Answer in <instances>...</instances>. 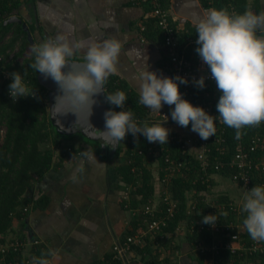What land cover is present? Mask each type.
<instances>
[{
  "label": "trees",
  "instance_id": "16d2710c",
  "mask_svg": "<svg viewBox=\"0 0 264 264\" xmlns=\"http://www.w3.org/2000/svg\"><path fill=\"white\" fill-rule=\"evenodd\" d=\"M29 0L27 2H31ZM207 1V0H203ZM209 1V0H208ZM27 2L19 0H0V55H2V61L0 62V74L7 70L10 73L20 72L22 75L27 71V75L23 77L27 86L31 89H35L36 96L20 97L15 102L8 99L6 96V90L9 89L12 79L0 84V128L4 129L3 136L0 135V264H33L34 258L39 259L43 254L48 253V248L40 242L35 236L26 238L24 236L15 237L7 240L5 238L12 229V224L17 221L24 226L26 217L29 211L34 206H39L41 196L35 197L34 184L43 177L53 166L54 150L53 147L59 146L62 141H71L74 137L80 139L83 144H89L91 150L100 151V144L97 141L88 139L79 133L73 135L59 134L56 128L52 125L49 118L48 107V91L45 87L39 84L37 80L38 72L32 70L29 65L34 62V54L31 51L29 58L24 57V53L28 47H32L37 42L35 38L36 31L40 32L41 29L34 20H22V16L19 15V11L22 6H25ZM150 3V1H148ZM165 9H168L166 0H160ZM131 6L145 9L146 14L149 16L146 22H144V30L140 31L144 36V40L152 41L157 44H163L165 36L161 29L155 25L156 19L149 15L151 6L144 4ZM215 9H227L229 12L233 9L235 13L242 14L249 6L246 0H213ZM207 8V3H205ZM254 13H260V6L257 2H253L251 6ZM18 18L19 21L6 22L10 17ZM21 16V17H20ZM171 28L174 35L177 37L182 50L186 51L189 56L192 51L196 52L197 45L189 46L190 48H184L188 38H195L196 32H192L190 35L183 31H178L175 21L170 15L169 19ZM37 26H36V24ZM23 24L27 28V32L32 36L33 45L28 40L27 32L23 27ZM44 41H42L43 43ZM10 55H12L11 58ZM168 59V58H167ZM72 61H84L83 57H76ZM211 85V84H210ZM104 91L107 94H114L117 91H124L127 96V101L124 108H119L111 105L107 102L109 110L123 111L130 110L133 113V118L137 121L138 125H143L145 122L149 126L153 124H163L164 127H171L176 122L174 120L169 123H151L150 119L153 114L150 109L139 103V94L132 90L124 79H121L118 75L110 76L107 80ZM205 91L213 93V86L204 89L192 90V103H209L208 99L204 98ZM105 93V96H106ZM206 100V101H205ZM218 101L211 102L212 107L217 105ZM168 112V111H166ZM218 111L216 115H218ZM216 123V122H215ZM191 128V123L188 126ZM183 128V127H182ZM187 128V127H186ZM217 132L214 136H219L225 140V145L228 146L226 155H219L220 162L223 167L216 171L213 162V156L216 157L215 148L222 146L218 145L214 136L207 140L208 148L210 151L209 168L207 174L203 175L199 173V164L195 158V154H185L184 158L178 148V142L175 140L168 141L164 145L159 142L152 144L147 139L139 134L137 137H132L131 133L127 134L124 141L118 143V146L112 156L108 153H104L101 156L104 159H108L112 163V167L120 178L121 188L123 187L124 195L120 198V203L123 208H130L134 210L132 228L130 235H133L139 226H142V220L145 217L143 213V207L146 204L152 205L153 208L159 209L162 214L166 212V205L164 198L168 197L169 201L176 202L177 206L174 208L173 219L168 223V227L165 229L166 240L164 246L173 252L174 257L177 259L180 255V250L176 245L178 238L188 239L193 242V246L200 241L204 246H209L212 241L211 234L205 230L198 232L197 228H193L194 231L190 232V229L197 221H202L205 212L209 209V205H205L203 200L205 195L211 190V185L214 183H220V179L232 180V177L237 173V169L229 164L230 156L233 153L234 146L238 139L235 136V130L222 124L217 125ZM170 130V129H169ZM171 131H169L170 134ZM243 135L241 136L245 143L249 141V138L255 133H264V123L259 127H248L242 129ZM51 143L50 146H41L47 143ZM82 143H80L82 145ZM104 146H108L104 141ZM83 146V145H82ZM80 147H76L72 144H68L62 147V150L57 156L60 159L65 154L79 155L83 151ZM139 151L141 153H139ZM78 154V155H77ZM100 154V153H99ZM168 154L176 161L182 160L185 163L187 170H184V177L164 179V161L163 157ZM80 156V155H79ZM110 157V159L108 158ZM59 159V160H60ZM121 160V162H119ZM181 160V161H182ZM157 163V175L151 171V164ZM54 167V166H53ZM193 180L196 182L193 183ZM206 180L202 183V181ZM218 180V181H216ZM156 181L159 186V192L156 191L154 186ZM155 182V183H156ZM232 183V182H231ZM233 184V183H232ZM236 189L240 187L235 186ZM189 191L194 192L195 199H191L187 196ZM226 192V190H222ZM159 196L156 197V193ZM31 193V195H30ZM240 197L245 196V192ZM244 195V196H243ZM198 200L196 208L191 210L190 214L187 211L190 210V203L192 200ZM230 196L229 193H223L215 198H210L209 202L216 205V208L224 206L225 210H216L214 213L217 215L219 223H223L224 219L222 214L230 210L228 215L230 220L234 213L231 211V204H236L237 199ZM201 210V212H200ZM222 213V214H221ZM246 213H242L241 220L246 218ZM204 224V223H203ZM181 226L183 230L176 231L177 226ZM206 226V224H204ZM249 235V234H248ZM20 242V249L14 247V243ZM264 243V242H261ZM3 246V247H2ZM4 248L5 252H2ZM135 249V248H134ZM133 249V250H134ZM141 249V248H140ZM133 250H131L127 256L133 257ZM143 252V251H142ZM141 254V252L139 251ZM237 254H230L228 251H222L220 257L224 259L225 264H239V258ZM210 253L201 254L198 256L199 264L202 261L208 259ZM44 259L49 260L50 255H44ZM112 253L107 255L102 264H122L121 261H113ZM259 264H264V254H259L256 258ZM157 259L150 260L149 264H154ZM223 264V263H222Z\"/></svg>",
  "mask_w": 264,
  "mask_h": 264
},
{
  "label": "clouds",
  "instance_id": "9594fccd",
  "mask_svg": "<svg viewBox=\"0 0 264 264\" xmlns=\"http://www.w3.org/2000/svg\"><path fill=\"white\" fill-rule=\"evenodd\" d=\"M195 29L198 37L195 51L209 68L211 79L220 92L216 105L218 118L234 129L236 139H240L242 129L259 127L264 123V12L237 14L227 9L212 8L198 20ZM122 47L121 40L115 37L88 43L83 37L73 39L63 33L32 47L34 62L29 67L45 80L51 78L62 93L52 106L55 116L73 112L80 119L81 113H86L90 120L93 106L97 103L94 97L106 93L104 86L110 76L119 75ZM77 53L86 63L65 71ZM144 57L137 73L139 103L152 113H161L165 104L175 105L171 118L179 126L188 127L191 123V131L205 141L214 136L217 117L182 98L180 84H188V79L160 76L149 70L148 57ZM26 75L27 71L23 75L20 72L10 74L9 93L14 102L20 97L36 96L35 89L29 88L23 79ZM207 78H193V82L198 89H204ZM105 99L113 106L124 108L127 96L124 91H117L106 93ZM104 116L105 126L100 138L111 144L112 149H116V145L129 133L134 136L142 134L150 143H168V128L163 124L149 126L147 122L138 125L130 110H108ZM79 155L89 162L96 159L90 149ZM244 201L242 211L247 215L243 225L253 241L264 242V186L256 185L248 190ZM217 221V215H207L201 222L215 226ZM44 255L54 256L55 252L49 250L41 258H34L33 264H48Z\"/></svg>",
  "mask_w": 264,
  "mask_h": 264
},
{
  "label": "crops",
  "instance_id": "0c3cea01",
  "mask_svg": "<svg viewBox=\"0 0 264 264\" xmlns=\"http://www.w3.org/2000/svg\"><path fill=\"white\" fill-rule=\"evenodd\" d=\"M246 1L249 6L245 11L253 12L251 6L255 1L259 12H264V0ZM166 4L178 31L186 30L190 35L196 32L198 20L214 8L213 0H166ZM146 12L131 6L130 0H32L22 6L19 15L22 20L37 21L41 31H36L35 38L39 43L61 33L73 39L83 37L88 43L113 37L121 40L118 76L139 94L137 73L143 56L148 57L150 71L171 77L164 45L142 40L145 38L141 27L149 17ZM76 57L83 56L77 53L72 59ZM174 106L165 104L161 111L169 112ZM91 152L96 157L93 162L78 154L53 157L54 167L34 184L32 195L41 196L42 201L31 208L24 226L17 221L12 224L5 236L7 240L35 236L55 252L48 264H102L111 254L113 242L130 235L134 210L121 206L124 190L120 178L112 163L101 157V148ZM240 196L237 194L239 200L243 198ZM176 242L180 250L178 264H199L198 256L202 253L192 241L178 238ZM133 254L127 264H149L150 259L164 257L153 240L144 248H135Z\"/></svg>",
  "mask_w": 264,
  "mask_h": 264
},
{
  "label": "built area",
  "instance_id": "2783aa9c",
  "mask_svg": "<svg viewBox=\"0 0 264 264\" xmlns=\"http://www.w3.org/2000/svg\"><path fill=\"white\" fill-rule=\"evenodd\" d=\"M22 2H27L29 0H19ZM133 5H147L151 6L149 15L153 16L156 19L155 25L161 29L165 36L164 47L166 48V54L169 63V69L171 77L174 78L176 76L185 77L188 79V84H180V92L182 93V98L190 101L192 103V90L195 89L196 85L193 82V78L199 79L201 76H207L206 79V87L213 86V93L205 91L204 98L208 99L209 103L196 102L192 103L194 106L203 107L209 114L217 117L216 124L222 125L220 122L218 115H216L217 110H215L214 106L212 107L211 102L215 100H219L220 92L218 91L215 81L211 79L209 68L203 64L198 54L194 51L188 56L186 51L182 50V46H180L177 37L174 35V32L171 28L170 13L169 10L165 9L160 0H130ZM150 1V3L148 2ZM231 12L235 11L232 9ZM14 17H10L6 20L9 22ZM144 30V26L141 27V31ZM195 38H188L186 45L184 48H190L189 46H194L196 44ZM144 41V39H142ZM198 46V45H197ZM2 55H0V62L2 61ZM10 55L9 58H11ZM10 71H3L0 74V84L10 79ZM179 83V82H178ZM211 84V85H210ZM198 89V88H197ZM6 96L8 99L12 100L9 93V89L6 90ZM205 100V101H206ZM14 102V101H13ZM175 107V106H174ZM173 107V108H174ZM216 107V106H215ZM172 111V110H171ZM171 111L165 112L161 111V113H154L153 117L150 119L151 123H169L173 119L171 118ZM176 122L174 126H177ZM191 129V128H190ZM191 134H184L178 132L176 130H171L169 134L168 141L175 140L178 142V148L180 150L181 155L185 156V154H195V158L199 164V173L205 175L207 174V170L210 167L208 159L210 158V151L207 146V140H202L199 135L193 131ZM4 129L0 128V135L3 136ZM132 135V134H131ZM139 135V134H138ZM137 135V136H138ZM132 135V137H137ZM213 138V137H212ZM216 143L218 145L223 144L222 146H218L215 148L216 157L213 156L214 169L218 171L223 167V164L219 161V155H226L228 151V146L225 145V140L219 136H214ZM154 142L152 144H155ZM139 153H141L139 151ZM181 158V160L183 159ZM229 164L234 166L237 169V173L232 177V182L235 186L240 187L245 194L248 190H251L253 187L264 186V133H255L253 136L249 138L247 143L244 142L243 138L237 140L233 153L230 156ZM176 161V159L172 158L170 155L166 154L163 157V161L165 163L163 170L164 179H175L184 177V170H187L185 167V163L182 160ZM189 169V168H188ZM206 180L202 181L205 182ZM196 181L193 180V183ZM192 191L187 193V196H190L191 199H195ZM164 202L166 205V212L162 214L159 209L153 208L152 205L146 204L143 207V213L145 217L142 220V226H139L137 231L133 235H127L123 237L121 240H116L113 242L111 253L113 255V261H121L122 264H127L126 256L127 254L133 250L134 248H144L148 242L153 240L154 247L157 246L164 252V257H160L154 264H178L177 259L174 257L173 252L167 249L164 246V242L166 240L165 229L168 227V223L173 219L174 208L177 206L176 202L169 201L168 197L164 198ZM198 200H192L190 203V210L187 211V214L191 213V210L196 208ZM205 205H209V209L205 212V216L207 215H215L216 210H225L224 206L216 208V205L210 204L209 198L205 195L203 200ZM243 202L239 204H231V211L234 213L232 216V220L229 218L230 210L225 213H221L224 219L223 223H219L220 220L217 221L215 226L206 224V226L201 222L197 221L190 232H193V228H197L198 232L202 231L205 227V230L208 231L212 236V241L209 246H204L200 241L195 245V249L202 253H210L213 257H209L204 260L202 264H225L224 259L220 257L222 251H228L230 254H237L239 258V264H259L256 258L259 254H264V243L253 241L248 235L243 221L241 220V214L244 213L242 211ZM201 212V210H200ZM135 215V213H134ZM176 231L183 230L181 226H177ZM20 242L14 243V247L16 249H20ZM3 247V246H2ZM2 252H5L4 248ZM151 260V259H150ZM111 264V263H108Z\"/></svg>",
  "mask_w": 264,
  "mask_h": 264
},
{
  "label": "water",
  "instance_id": "95a60500",
  "mask_svg": "<svg viewBox=\"0 0 264 264\" xmlns=\"http://www.w3.org/2000/svg\"><path fill=\"white\" fill-rule=\"evenodd\" d=\"M11 22L19 21L18 18H13L10 20ZM9 21V22H10ZM22 21V20H21ZM19 21V22H21ZM24 29L27 32V28L23 24ZM28 40L30 41L31 45L32 36L29 32H27ZM86 62L84 61H72L69 66L65 69L71 70L74 67H80L84 65ZM37 80L40 85L45 87L48 91V107H49V118L52 125L56 128L59 134L63 135H73L75 133H79L82 136L97 141L100 144V148L104 151V153H108L112 156L116 149H112V145L108 144V146H104L103 139H101V131L104 130L105 126V116L104 113L108 111L107 101L105 99V93H101L98 96L94 97L97 101L96 105L93 106V114L90 117V120L87 119L86 113H81L80 119L78 116L73 113L69 112L67 114H59L55 116L52 106L56 103V97L58 95H62L59 91L58 85L51 79L45 80L43 76L38 73ZM90 122V123H89ZM93 126V127H92ZM118 144L116 145L117 148Z\"/></svg>",
  "mask_w": 264,
  "mask_h": 264
},
{
  "label": "rangeland",
  "instance_id": "374dc122",
  "mask_svg": "<svg viewBox=\"0 0 264 264\" xmlns=\"http://www.w3.org/2000/svg\"><path fill=\"white\" fill-rule=\"evenodd\" d=\"M30 55H31V48L28 47L26 49L25 53H24V57L29 58ZM166 128H168V127H166ZM169 129H170V131L171 130H176V131L181 132V133H184V134H191L192 133L191 132V129L189 127H187V128L186 127H183L182 128L179 125H177V126H174L173 125V126L169 127ZM80 143H82V142H80V139L77 138V137H74L71 141H65L64 140V141H62V143L59 146H57V147H53L52 146V148L54 150V155L57 156L60 153V151L62 150V147L63 146H66L68 144H72V145H74L76 147H80V148L83 145L82 146V149L83 150L90 149V145L89 144H83L82 143V145H81ZM45 146H50L51 147V143L49 142L47 144L42 145L41 147L44 148ZM119 162H121V160H119ZM150 166H151V171L156 176L157 175V171H158V169H157V163L154 162ZM216 181H218V180H216ZM220 181H221V184L220 183H214V184L211 185V190L206 194L207 198H209V199L210 198H215L218 195H223V193H229L230 196H233L235 199H237L236 203L239 204L240 202H243V203L245 202L243 198L241 200H239V198L237 197V194H239V195H242L243 194L242 193L243 190L241 188L240 189L239 188L235 189L236 188L235 185L232 184L227 179L221 178ZM155 182L156 181H154V186L156 188V191L158 190V192H159L160 186H159V184L157 182L156 183ZM222 190H226V192H224ZM158 192L156 193V197L155 198H157L159 196V193ZM235 199H232V201H234Z\"/></svg>",
  "mask_w": 264,
  "mask_h": 264
},
{
  "label": "bare ground",
  "instance_id": "6f19581e",
  "mask_svg": "<svg viewBox=\"0 0 264 264\" xmlns=\"http://www.w3.org/2000/svg\"><path fill=\"white\" fill-rule=\"evenodd\" d=\"M103 141L106 143V141L103 139Z\"/></svg>",
  "mask_w": 264,
  "mask_h": 264
}]
</instances>
